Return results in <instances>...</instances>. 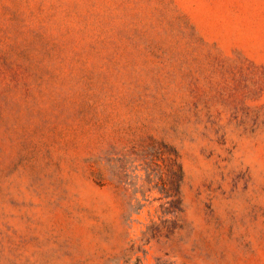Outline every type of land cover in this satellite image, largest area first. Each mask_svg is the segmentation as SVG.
Instances as JSON below:
<instances>
[{
  "label": "rangeland",
  "instance_id": "374dc122",
  "mask_svg": "<svg viewBox=\"0 0 264 264\" xmlns=\"http://www.w3.org/2000/svg\"><path fill=\"white\" fill-rule=\"evenodd\" d=\"M0 264H264V0H0Z\"/></svg>",
  "mask_w": 264,
  "mask_h": 264
}]
</instances>
